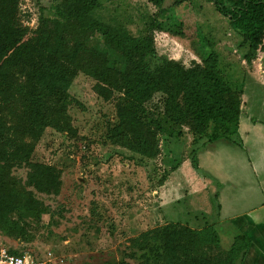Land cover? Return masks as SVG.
<instances>
[{
  "label": "trees",
  "instance_id": "obj_1",
  "mask_svg": "<svg viewBox=\"0 0 264 264\" xmlns=\"http://www.w3.org/2000/svg\"><path fill=\"white\" fill-rule=\"evenodd\" d=\"M148 1L159 8L163 3ZM211 1L248 53L264 57V0ZM19 4L0 0L2 233L30 239L31 222L40 223L44 214H51L35 192L58 194L60 171L32 161L31 154L48 127L75 135L68 108L69 88L78 73L92 77L94 91L114 101L116 122L107 125V137L114 143L153 156L158 135L179 136L186 126L193 135L190 161L195 169L196 153L207 144L225 138L241 145L237 129L242 92L220 70L217 52L185 66L157 53L154 31L165 30L157 15H150L143 33L133 35L95 16L100 0H61L42 7L34 28L23 23ZM91 36L101 37L105 48L121 57L115 63L119 67L110 64L105 49L88 43ZM156 94L162 116L153 118L146 105ZM17 167L27 168L24 182L12 173ZM131 245L142 251L144 264H235L245 255L250 238L239 233L229 249H223L213 225L193 228L169 221L141 232ZM114 264L131 263L122 258Z\"/></svg>",
  "mask_w": 264,
  "mask_h": 264
},
{
  "label": "rangeland",
  "instance_id": "obj_2",
  "mask_svg": "<svg viewBox=\"0 0 264 264\" xmlns=\"http://www.w3.org/2000/svg\"><path fill=\"white\" fill-rule=\"evenodd\" d=\"M59 1L20 0L23 23L34 28L41 8ZM100 3L97 18L123 26L133 35L143 33L150 15H157L165 25V30L154 31L157 53L185 66L200 62L211 51L217 52L220 70L242 92V111L264 118V57L248 53L227 17L211 0H163L162 9L148 0ZM179 22L182 25L176 26ZM88 43L105 49L110 64L119 67L115 63L121 57L106 49L101 37L91 36ZM94 83L92 77L78 73L69 88L72 102L68 111L75 135L48 127L31 154L32 161L60 171L58 194L35 192L51 214H44L40 223L31 222L30 239L0 231V248L38 256L51 250L63 257L65 264H114L122 258L131 264H144L142 251L131 245L141 232L168 221H189L191 217L203 224L216 217L209 213L211 208L216 210L215 182L197 192L198 186L193 187L195 202L188 196V170L204 176L191 164L193 135L188 128L181 127L179 136L158 135L153 156L114 143L107 137V125L116 122L115 103L100 97ZM159 98L156 94L146 105L153 114L149 117L162 116ZM177 166L181 170L173 169ZM12 173L24 182L27 168L17 167ZM168 197L180 201L169 203ZM130 251L135 256L128 255Z\"/></svg>",
  "mask_w": 264,
  "mask_h": 264
},
{
  "label": "crops",
  "instance_id": "obj_3",
  "mask_svg": "<svg viewBox=\"0 0 264 264\" xmlns=\"http://www.w3.org/2000/svg\"><path fill=\"white\" fill-rule=\"evenodd\" d=\"M237 139L241 145L220 138L198 150L196 170H202L204 176L194 172L191 174V170L186 176L189 179L188 196L193 198V202L197 197L193 187L198 186L197 192L206 189L211 181L215 182L216 210L211 208L209 213L216 217L203 224L191 217L189 221L173 222L188 224L193 228L213 225L223 249H229L234 237L244 233L250 238V245L235 264H264V118L242 111ZM181 168L177 166L174 169ZM168 199L169 203L180 201L178 198ZM165 201L166 198H163L162 204ZM209 218L211 220V216Z\"/></svg>",
  "mask_w": 264,
  "mask_h": 264
},
{
  "label": "built area",
  "instance_id": "obj_4",
  "mask_svg": "<svg viewBox=\"0 0 264 264\" xmlns=\"http://www.w3.org/2000/svg\"><path fill=\"white\" fill-rule=\"evenodd\" d=\"M0 264H65V261L51 250L38 256L28 251L15 254L6 248H0Z\"/></svg>",
  "mask_w": 264,
  "mask_h": 264
}]
</instances>
